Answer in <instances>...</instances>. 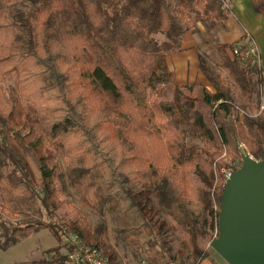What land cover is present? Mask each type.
Instances as JSON below:
<instances>
[{"label":"trees","instance_id":"16d2710c","mask_svg":"<svg viewBox=\"0 0 264 264\" xmlns=\"http://www.w3.org/2000/svg\"><path fill=\"white\" fill-rule=\"evenodd\" d=\"M27 1L33 6L13 14L11 22L0 2V84L16 76L7 105L0 98L4 194L16 205L39 200L50 212V202L58 199L57 165L52 163L58 154L68 182L91 204L125 206L136 236L155 235L143 211L146 196H152L169 223L182 229L183 244L196 264L206 257L196 238L218 229L224 184L214 187V208L210 192L196 186L192 176L205 182L215 166L226 167L223 152L240 164V142L264 160V108L252 118L236 104L231 87L249 102L258 99L264 88L262 66L225 57L221 72L211 75L201 59L200 69L213 86V91L202 88V102L211 109L207 123L195 100L183 96L197 82L175 84L166 63L187 29L198 22L223 24L225 1ZM252 7L264 27V0H253ZM201 206L209 207L214 225H207L208 214L197 213ZM78 221L80 229L70 230L83 238L90 230L98 247L103 226L88 228L83 218ZM41 225L1 222L0 249L11 248ZM56 255L54 264H63L65 254Z\"/></svg>","mask_w":264,"mask_h":264},{"label":"rangeland","instance_id":"374dc122","mask_svg":"<svg viewBox=\"0 0 264 264\" xmlns=\"http://www.w3.org/2000/svg\"><path fill=\"white\" fill-rule=\"evenodd\" d=\"M1 2V9L5 12L7 22H11L13 14L19 11H27L33 6L27 0H11L10 2ZM262 45V58H264V43ZM264 60V59H263ZM208 65V73L214 75L215 72H221L220 61H215L213 64L210 60H205ZM262 63V61H261ZM204 74V73H203ZM205 75V74H204ZM222 75L225 76L222 71ZM207 79L206 86L208 90L213 91L212 82ZM205 85L196 83L192 91L183 90V96L191 97L195 100L197 108L203 114L205 121L209 123L210 107L202 102V88ZM232 87V95L236 100V104L241 107L245 106V111L249 116L257 117L264 108V88H261L258 99L254 96L249 102L235 86ZM16 88V76L12 74L0 84V98L4 105H7V98L10 91ZM167 97H173L172 85L166 86ZM260 99V100H259ZM259 101V105L257 102ZM29 112L33 115V108L29 107ZM243 112H241L242 114ZM34 117V115H33ZM243 143V142H240ZM239 143V144H240ZM247 149H241L243 154L251 156L256 161L261 159L255 157L250 151L249 147L243 143ZM89 146L85 148L89 151ZM79 150V149H78ZM81 150H79L80 152ZM223 162L226 164V170L231 167L238 166L239 163L230 162L229 157L223 152ZM93 162V161H92ZM91 162V163H92ZM52 163H56L58 173L55 179V187L57 192V200L50 202V212L48 209L40 204V201L26 202L16 205L10 201L9 197L4 194L0 184V223L14 224L22 221H37L42 225L28 237L20 238L15 245L6 250L0 249V264H54L53 259L57 257L56 251L65 254L66 248L62 244L63 229L68 231L71 228L80 229L79 217L85 220L88 228H93L96 224L103 226L101 241L98 245L100 250L107 256L113 264H193L195 258L183 244L182 229L176 224L171 225L169 221L160 212L157 204L152 196H146L147 202L143 205L145 215L150 219L154 225L155 235L136 236L132 230L131 222H127L130 215L125 210V206H119L120 209H113L109 205H93L89 202V198L79 191V188L68 182L67 174H65V165L61 161L58 154L53 155ZM90 163V164H91ZM242 164V160L239 167ZM238 167V168H239ZM223 168V167H221ZM221 168H213V176L207 178L205 182L201 176L195 174L192 176L193 183L198 187H203L212 195L214 200V208L216 207V199L213 195L214 187L221 185L222 176L220 178ZM5 174L9 175L7 172ZM224 184V183H223ZM200 215L208 214L207 225L210 221L215 224L213 215L209 214V207L201 206L198 209ZM9 213V214H6ZM12 214V215H11ZM201 219V218H200ZM62 233L60 235L57 230ZM217 229L205 231L203 237L196 238L198 247L203 251L206 257L219 258L224 261L210 246L211 241L217 236ZM1 233V227H0ZM90 243H94V235L89 230V233L84 237Z\"/></svg>","mask_w":264,"mask_h":264},{"label":"water","instance_id":"95a60500","mask_svg":"<svg viewBox=\"0 0 264 264\" xmlns=\"http://www.w3.org/2000/svg\"><path fill=\"white\" fill-rule=\"evenodd\" d=\"M241 160L223 185L210 246L227 264H264V160Z\"/></svg>","mask_w":264,"mask_h":264},{"label":"crops","instance_id":"0c3cea01","mask_svg":"<svg viewBox=\"0 0 264 264\" xmlns=\"http://www.w3.org/2000/svg\"><path fill=\"white\" fill-rule=\"evenodd\" d=\"M227 14L223 24L205 26L198 22L181 36L180 47L166 55V63L175 75V84L190 85L195 82L206 86L207 79L200 69V61L222 63L225 57L232 58L229 47L247 37L253 38L260 50L262 69V44L264 43L263 18L253 10V0H224ZM196 264H227L219 258L204 257Z\"/></svg>","mask_w":264,"mask_h":264},{"label":"built area","instance_id":"2783aa9c","mask_svg":"<svg viewBox=\"0 0 264 264\" xmlns=\"http://www.w3.org/2000/svg\"><path fill=\"white\" fill-rule=\"evenodd\" d=\"M231 56L235 58L240 65H258L261 66V54L256 41L247 37L241 42L232 44L229 48ZM263 108V105H261ZM240 149H247L243 143L238 145ZM222 156V155H221ZM224 159V156H222ZM223 166L221 168L220 178L222 176V182L230 177L233 172L231 169ZM64 239L62 244L66 248L65 258L63 264H113L112 261L103 254L99 247L85 240L79 234L72 232L71 230L63 229Z\"/></svg>","mask_w":264,"mask_h":264}]
</instances>
